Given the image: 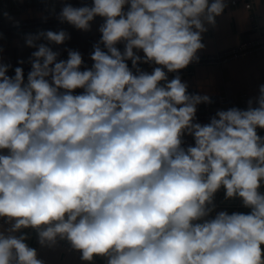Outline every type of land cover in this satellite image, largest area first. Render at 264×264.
I'll return each instance as SVG.
<instances>
[{"label":"clouds","instance_id":"obj_1","mask_svg":"<svg viewBox=\"0 0 264 264\" xmlns=\"http://www.w3.org/2000/svg\"><path fill=\"white\" fill-rule=\"evenodd\" d=\"M226 7L62 2L50 10L60 24L90 32L102 20L90 67L78 50L59 59L64 29L24 34L35 49L26 78L0 57V264H46L31 232L40 248L66 242L87 264H264V84L246 108L200 123L198 106L213 100L179 75ZM220 190L250 211H217Z\"/></svg>","mask_w":264,"mask_h":264},{"label":"crops","instance_id":"obj_2","mask_svg":"<svg viewBox=\"0 0 264 264\" xmlns=\"http://www.w3.org/2000/svg\"><path fill=\"white\" fill-rule=\"evenodd\" d=\"M49 2L52 8L54 6L56 12H59L62 2H68L73 4V6L79 7L85 3L91 4L92 0H49ZM36 7V0H0V50H2L0 51V57H2L3 62L11 65H20L18 64L19 60H24L25 63L28 61L35 49L25 46L24 34L35 33L38 30L57 31L59 29L67 30L71 34V39L66 41L64 45H52L53 49L61 48L65 58H67V52L64 49L78 50L83 55L84 61L88 60L93 43L100 38L97 28L102 21H94L90 32L78 31L70 25L52 28L41 27L23 31L12 29L11 24L14 21L41 18L42 16L37 12ZM25 8L27 9L26 11L23 10ZM4 12H7L13 18V22L4 17ZM252 14L256 16L258 23L264 30V0H255L253 12L246 9L244 5L227 6L223 15L217 17V26L215 28L209 27V30L203 34L205 48L198 55L216 54L255 37L256 33L253 30L251 20ZM118 47L121 50L123 49V45ZM142 69L151 71V68ZM173 75L175 74H169V79ZM179 75L184 82H187L190 93L208 94L213 100L210 105H199L197 115H214L217 110H226L234 106L243 108L247 106L246 102L250 97L257 95L259 85L264 84V52L222 64L200 65L195 68L193 75H185L181 72ZM79 91L77 90V92ZM243 93H246L247 97H242ZM185 141L186 143H191L192 138L185 137ZM222 196L223 190H220L216 194L215 203L217 207L220 205L221 208H216V210L229 211L230 207L223 204ZM248 211L250 210L243 207L239 209V212L247 213ZM0 226L8 227L1 220ZM33 233H30L31 239L28 240L30 246ZM39 256L48 264H87V262L81 261L78 252L62 249L58 246L54 250L39 248ZM94 264H106V259L96 257Z\"/></svg>","mask_w":264,"mask_h":264},{"label":"built area","instance_id":"obj_3","mask_svg":"<svg viewBox=\"0 0 264 264\" xmlns=\"http://www.w3.org/2000/svg\"><path fill=\"white\" fill-rule=\"evenodd\" d=\"M254 2L255 0H226L227 6H232V7H236L239 5H244L246 7V9H248L249 11L253 12V8H254ZM36 5H37V12L42 16L39 19L36 20H22V21H18L19 22V26H14V22L11 24V27L13 30L16 31H23V30H29V29H35V28H41V27H61V26H66L68 24H60L53 15L50 14V10L52 9V6L49 2V0H36ZM24 11H26L27 9H23ZM43 16H47L48 19L45 21L43 19ZM251 20L253 23V30L256 33V36L253 37L252 39L238 45L235 46L231 49H227L224 51H221L219 53L216 54H212V55H207V56H199V62L198 63H192L190 64L186 69L180 71L182 74L185 75H193V73L195 72V68L200 66V65H217V64H222V63H226L228 61L231 60H236V59H240L242 57H247L259 52H264V30L261 27V25L258 23L256 16L254 14H252L251 16ZM95 21H102L101 18L97 17ZM53 50H58L60 51L61 55L59 57V59H67L64 57V52L61 48H54ZM143 55V54H142ZM85 64L87 66H91L92 61L90 59L84 61ZM129 66L131 67V62L129 61ZM15 67H23L24 69V73H25V78L27 76L28 71H30V64L28 63V61L26 63H24L23 65H12V69L9 70V75L10 74H14V68ZM141 68H151V66L147 65V64H141L140 65ZM242 97H247L246 93H243ZM246 108V107H243ZM213 116L211 114H206V115H197V119L198 122L200 123H207L209 122L210 117ZM258 133L261 136H264V130H258ZM193 143V141L191 142ZM191 143H186L185 146H187V144H191ZM226 205L230 207V210L228 211L230 214L233 211H239L241 204L239 203L238 205H231L230 201L226 202ZM217 208H221V206L219 205ZM1 222L5 225L6 223L4 222L3 219H0ZM31 247L37 248L38 252H39V248L40 246L38 245L37 241H36V235L35 233H33V238L31 241ZM58 247L60 248H64L67 249L69 251H73L71 250L70 246L65 243V242H60V244L58 245ZM79 253V252H78ZM80 254V253H79ZM46 264H48L46 262Z\"/></svg>","mask_w":264,"mask_h":264},{"label":"water","instance_id":"obj_4","mask_svg":"<svg viewBox=\"0 0 264 264\" xmlns=\"http://www.w3.org/2000/svg\"><path fill=\"white\" fill-rule=\"evenodd\" d=\"M261 191L264 192V187L261 188ZM223 204H226L227 201L224 199V191H223V196H222ZM231 205H238L239 203L241 204L240 200H229Z\"/></svg>","mask_w":264,"mask_h":264}]
</instances>
